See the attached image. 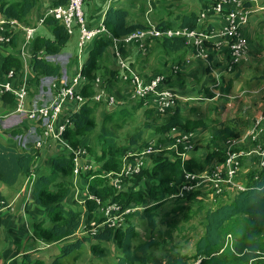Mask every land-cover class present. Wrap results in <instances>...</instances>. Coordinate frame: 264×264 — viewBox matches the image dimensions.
Wrapping results in <instances>:
<instances>
[{
  "label": "trees",
  "instance_id": "obj_1",
  "mask_svg": "<svg viewBox=\"0 0 264 264\" xmlns=\"http://www.w3.org/2000/svg\"><path fill=\"white\" fill-rule=\"evenodd\" d=\"M262 2L264 4V0ZM65 3L66 0H56L52 7L64 5ZM35 6V0L17 2L14 0H0V15L8 21L16 20L19 23H24ZM45 24L51 27L53 39L37 37L33 41L31 55L34 78L28 82L29 86L32 87H29V92L37 86V77H50L59 80L61 76L60 67L39 58V52L43 51L45 57L60 54L69 41V36L64 27L57 21L49 18L45 20ZM104 25L113 38H121L137 30L144 29L146 22L142 24L130 23L127 10L111 5L104 14ZM156 26L162 29L182 28L195 31L199 27L198 15L195 12L186 13L181 16L177 25L173 26L160 20ZM10 44H12L11 41ZM109 44V39L106 36H101L87 47V57L82 69V75L86 78V81L79 92L86 99V102L78 112L70 116L73 126L63 135V139L71 148L84 145L85 138L95 130L94 115L97 107L107 105L106 103H93L90 100L94 95V80L99 75L113 80L116 74L113 69L106 68L104 64L106 54H110ZM146 46L148 52L149 48L150 50L154 48V50L162 53L164 57L170 58L169 61L177 66V72L189 67L196 56L194 48L186 45V39L182 37L154 39L147 41ZM125 49H121L122 55L125 54ZM9 59L11 58L4 61V65L10 64L11 67L13 64L9 62ZM187 60H189L188 63H186ZM206 71H209L208 68L205 69ZM15 73L17 75V72ZM140 74L145 76L146 79H150L157 73L147 75L140 72ZM164 75L166 76L165 84L169 87L170 75ZM257 79L264 82V72ZM113 85L110 82V86ZM109 94L119 101L123 100L124 103L131 101L127 93L113 91ZM137 102H140L138 104L142 103L140 100H137ZM113 109L124 113V107L117 106ZM115 110L102 117L97 137L102 152L95 156L98 168L94 172L91 170L85 175L82 173L84 176H80V179L87 182L84 185L87 184L89 196L100 201H108L109 204L120 203L119 205L122 208H141V210L125 215L118 227L105 226L92 235L83 233L82 225L89 228L90 222L100 223L104 220L100 211L102 208L99 207L100 204H97L94 199H89V197L83 198L82 209L74 210L65 206V202L73 192L71 179L73 157L72 154H68L63 150L60 151L51 159L48 172L35 177L31 191L34 205L47 209L46 215L49 224L45 225L44 221L34 224L32 228L33 237L46 245L57 243L63 239H73L61 246V255L56 257L51 264H59L62 258H66L79 250L84 243L92 241L94 243L89 247L90 254L99 259L103 258L108 251L105 244H112L114 250L118 253L116 264H264V169H254L247 173L245 176V189L235 193L233 199L229 202L228 200L217 202L213 206L208 205L209 208L203 205L207 201L203 198L197 199L200 196L198 192L188 194L183 199H171L176 203V206L171 210L173 212L181 211L184 213L185 210H201L202 206L206 208L205 211H202L203 233L194 245L192 257L183 255L173 249L164 250L163 253L159 254L161 257H158L154 249L158 248L161 243L153 237L151 238L152 234L143 243L138 245L133 243L136 238V228L134 224L128 222V219L139 215L153 231L156 228V212L153 211H157L158 208L164 205L170 195L176 192L184 181L183 171H192L198 165L189 161L183 163L182 166L180 159L170 161L163 154L156 153L151 156L149 167L145 166L139 174L124 181V183L129 182V188L117 191L111 184L106 183L109 180L106 175L119 173L126 153L133 150V146L136 147V151L142 150L147 146V143L142 138L141 130H137L126 138L125 144L118 145L116 136L107 127V123L110 122ZM145 113L146 117H150L149 114L152 115V111L149 110ZM196 126L207 130L212 136V142L221 141L232 133V130L228 127L222 128L219 125L212 127L208 122L199 121L191 124L186 118L178 115L177 110L175 115L165 121L161 126V130L168 131L172 127H177L180 130L190 132L194 131ZM168 141L173 143L170 139ZM86 147L88 152L92 153L89 144ZM36 156L37 151L33 147L17 151L0 143V183L11 187L21 178L29 175ZM215 157L223 160L222 155L211 153L204 159V164L206 165L210 159L212 160ZM208 166L209 164L205 167L198 166L197 170H203ZM91 176L94 177L90 178ZM107 178L108 180H106ZM0 200L5 202L1 197ZM189 203L193 204L194 207H191ZM80 230L81 235L79 234ZM228 236L229 238H227Z\"/></svg>",
  "mask_w": 264,
  "mask_h": 264
},
{
  "label": "crops",
  "instance_id": "obj_2",
  "mask_svg": "<svg viewBox=\"0 0 264 264\" xmlns=\"http://www.w3.org/2000/svg\"><path fill=\"white\" fill-rule=\"evenodd\" d=\"M14 1L17 2L21 0ZM35 1L36 6L29 13L24 23L16 21L17 25L10 26L8 20L0 15V83L4 80L5 72L8 70L17 72L16 79L11 82L12 86H15L22 81V78H34L32 70L33 60L31 55L33 41L37 37L53 39L52 29L45 24V20L49 19L47 17V12L56 0ZM89 1L90 0H84V15L88 26L91 29L97 28L100 24L104 23V14L107 8L111 5L115 6L116 1H118L120 5H125L127 3V7H122L123 9L128 8L129 5L133 8L132 14L128 11V21L130 23H143L139 21V16L135 11L136 0H114L112 2H108V0H94L96 7L92 10L88 7ZM143 1L146 8V23L147 21L151 22L148 19L149 12H152L151 14H156L157 16L165 14V16L162 17L158 16L159 19L157 21H153L158 22L162 20L173 26L177 25L183 14L195 12L198 15L199 24L196 32L201 34L203 40L201 48L203 57L195 56V59L192 60L191 64L194 66L189 72H173L174 64L172 65V63H170L171 65L167 66L165 65V62H163L165 65L163 66V69L170 71V88H168L171 89L177 97L176 103L173 106L164 108L163 111H160L158 105L155 103L152 104V102L142 101L141 104H138L140 102H137V100H131L128 102L129 104L124 103L123 106H121V108H123L128 104L132 109L142 108L144 116L146 114L145 112L149 110L152 111V115L149 114L150 117H145H154L152 121L145 122L143 125L144 128L141 127L140 129L142 135L144 129L149 130L150 134L148 136L150 137H142L143 140L146 141L147 146L139 151H136V147L133 146L134 149L127 152L125 156L130 153H141L146 148L153 147L159 149V154H163L164 157L170 161H175L176 159L182 160L181 162L183 163L192 161L200 167L204 164L206 156L211 153L220 154L223 157V151L226 148L225 142L229 139L236 140L240 138L244 131L249 126H252L253 121L257 117H262L263 132L258 135L257 141L252 143L247 140L242 143L238 142V144L233 146L236 153L240 152V169L237 173V179L245 186L246 174L251 170L261 169L259 162L262 161L263 156L260 155V151L264 150V82L257 79L258 76H255L256 74H259L258 71L248 73L243 70L244 65L248 68L250 67V65H248V59L255 61L260 59V55L258 54L261 51L262 42H258L256 32L262 25H264V20H262L264 16V4L262 0H242V7L247 14V20L246 25L241 28L240 33L246 43L247 58H245L244 61L231 72L225 71L228 45L220 35V32L225 26L226 12L234 8L233 3L226 4L224 6V12L218 14L213 8L219 0H186L183 4H174L173 0ZM188 4L190 6H188ZM157 5H161V9L158 10L156 8ZM197 6L201 7L198 11L196 9L198 8ZM175 9L178 10L175 11ZM132 15L134 18H131ZM167 17L171 19L168 20ZM169 21H171V23ZM25 28H33L35 30L31 39H26ZM10 41L13 45L10 44ZM63 49L60 54L49 57H45L43 51L39 52L40 58L60 67V79L55 80L51 78V80H54L57 83L66 80L64 65L68 55L63 53ZM262 50H264V48H262ZM149 52L147 50L145 54H142L137 46H130L125 49L123 58L129 65L130 63L133 65L137 64L134 66L137 70H139L138 67L143 64V62L141 63L140 60L137 59L139 56L146 57L148 54L155 55L157 56L159 63H161L159 58L163 56L162 53L154 50V48L149 50ZM108 55L111 56L110 54ZM185 56L184 58H186ZM7 58H11L9 59V62H12L13 66L10 67V64L4 65V61ZM60 58H65L63 64L55 60ZM201 67L204 69L208 68L209 71L199 72ZM141 68L146 69L145 66ZM117 72L114 76V81L119 89L118 93H128L130 91V86L123 85L118 81ZM37 79V86L32 89L27 96L26 103L28 108L36 107L38 105H46L54 100L52 85L55 84V82L52 81L47 87H42L41 82H44L48 77H37ZM188 79L192 84L191 88L186 87V80ZM49 85L51 86V90L49 89ZM100 87L106 92L110 91L109 93L113 91L117 92L113 89L115 87L110 86V82L105 80H101ZM39 91L48 93L49 99L39 98L38 100H35ZM216 93H221L224 97L216 96L215 98L214 95H216ZM206 104L210 107L207 115L211 119L207 117L203 118L201 116V108ZM104 106L106 107L107 105ZM15 110L13 95L9 92L3 91L0 87V143L12 147L17 151L26 150L29 147H33L37 151V156L29 175L21 178L14 186L9 187L10 189L0 187V197L5 200L7 205L6 209L0 213V264H35L37 262L43 264V262L40 261V256L36 259L32 258L34 255L38 254L37 250H47L51 246L61 245L63 241L68 239H63L50 245L39 242L40 247H28L26 242L27 237H33L32 228L34 224L43 221L47 210L44 207L34 205L31 196L32 184L36 176L48 172L51 159L54 156L62 150L66 153L68 151L62 144L56 141L44 142L40 147H35L36 142L41 139V130L39 126L36 123L27 120L24 114H19ZM176 110L178 115L186 118L191 124H195L199 121L209 122L212 127L215 125H219L222 128L228 127L232 130V133L229 137L221 141L212 142V136L210 133L205 129L199 128V126H196L195 130L190 132H186L182 129L180 130L177 127H172L179 133L192 134V138L189 142V150L186 151L184 145L178 148H173V143L168 141L169 130L172 128L168 131H163L161 130V126L169 117L176 114ZM204 141L206 142V149L204 147L203 150H195V147ZM82 148L85 149V153L79 159L80 172L75 176L72 171L71 179L73 192L65 202L66 207L74 210L82 209L81 204L83 198L85 199L86 197H89L86 187L87 184L84 185V183L87 182L84 179H80V175L82 173L84 175L87 174L95 167L94 162L90 161V159H92L91 153L87 152L85 147ZM151 156L144 158V167L150 166ZM212 161L222 162L219 157H215L212 160L210 159L206 165L204 164V167L208 164L210 165ZM197 167L195 169L193 168L194 170L192 171L202 172L206 169L198 171ZM109 184H111L110 180ZM136 189L137 187L135 190ZM120 190H122V187L117 191ZM211 193V190H208V193L198 192L200 196L197 199L203 198L209 203L208 205L213 206V204H216L217 202H225L227 200L229 202L235 195V193L227 189L225 190L223 197L213 199V195L210 196ZM189 205L191 204L189 203ZM191 207H194L193 204ZM79 234L81 235V230ZM16 244H21V249L20 247L17 248Z\"/></svg>",
  "mask_w": 264,
  "mask_h": 264
},
{
  "label": "built area",
  "instance_id": "obj_3",
  "mask_svg": "<svg viewBox=\"0 0 264 264\" xmlns=\"http://www.w3.org/2000/svg\"><path fill=\"white\" fill-rule=\"evenodd\" d=\"M233 3L234 8L228 10L225 14V26L220 32L228 45V61L225 64V71L231 72L236 66L246 58V45L241 37L240 30L246 25L247 14L242 7V0H219L214 6V10L218 14L224 12V6ZM84 0H66L64 5L51 7L47 12V17L61 24L67 35H73L74 30L78 31V56L76 58L75 72L71 78L60 83L52 85L54 91V100L46 105H38L36 107H27L26 99L29 94V78H22L15 86L11 82L16 79V73L12 70L5 73L4 80L0 83L3 91L9 92L14 97L15 111L24 114L26 119L36 123L41 130V139L36 142L35 147H40L44 142L56 141L62 144L68 154L73 157V174L77 176L80 172L79 159L85 153L82 147L71 148L63 139V135L72 128L73 123L70 116L78 112L80 107L86 102V99L79 93L83 88L86 78L82 75L83 61L81 56L87 51L95 39L106 36L109 41L110 54L115 60L118 70V81L123 85H129L130 91L127 93L131 100H140L143 102H152L158 105L159 110L169 108L176 103V95L169 89L166 84V76L164 74H156L150 79L138 73L131 65L127 64L122 55V48L137 46L142 54L147 51L146 42L154 39L182 37L186 39V45L194 48L196 56H202V37L195 31H188L182 28H158L156 25L147 21L146 27L137 30L127 36L121 38H113L107 31L104 23L99 27L91 29L85 19L83 11ZM10 26L17 25L16 20L8 21ZM26 39H31L34 35L33 28H25ZM40 58V57H39ZM189 60L186 61L188 63ZM177 66L174 72H177ZM101 80L96 78L93 82L94 95L91 97L93 103H106L108 106L116 108L124 104L123 100H117L114 96L104 91L100 87ZM30 87V88H29ZM216 96L224 97L221 93ZM213 97V98H214ZM167 110V109H165ZM262 117H257L248 130L241 138L236 140L229 139L225 142L224 156L222 162L212 161L210 165L202 172H189L184 170V181L181 183L176 192L170 195L171 199H183L186 195L194 192L208 193L211 190L213 199L223 197L225 190L229 189L233 193L241 192L245 186L237 179V173L240 169V152L236 153L234 147L238 142L249 140L255 143L258 135L262 130ZM169 139L173 142L172 147L178 148L184 145L187 151L190 149V139L192 134L179 133L175 128L169 130ZM159 149L148 147L141 153H130L122 160V167L119 173H109L112 187L116 190L121 189L123 182L134 175L141 172L144 167V158L159 153ZM263 156L259 162L261 169H264V150L260 151ZM182 161V160H181ZM183 166V162H182ZM97 204L99 200L92 196ZM6 203L0 200V213L6 209ZM141 208H122L116 204H110L100 211L103 213L104 220L100 223L90 222L89 228L85 227L83 233L92 235L97 233L101 228L118 227L124 219V216ZM81 227V229H82ZM229 238V236L227 237ZM199 261V260H198ZM197 261V262H198Z\"/></svg>",
  "mask_w": 264,
  "mask_h": 264
},
{
  "label": "rangeland",
  "instance_id": "obj_4",
  "mask_svg": "<svg viewBox=\"0 0 264 264\" xmlns=\"http://www.w3.org/2000/svg\"><path fill=\"white\" fill-rule=\"evenodd\" d=\"M87 1V0H86ZM114 0H108V2H112ZM156 1V0H153ZM174 4H179V3H185L186 0H173ZM136 13L139 16V21L140 22H145V19H147V16L145 15L146 13V8H145V4L143 0H136ZM115 6L117 7H127V3L125 5L123 4H119L118 1H116ZM188 6H190L188 4ZM88 7L90 10L94 9L96 7V3L94 0H90L88 2ZM198 7V6H197ZM156 8L159 10L161 9V5H157ZM127 11H130L131 14L133 13L132 10L133 8L129 5ZM129 9V10H128ZM197 11L199 9H201V7L196 8ZM178 9H175V11H177ZM83 11H85V5L83 4ZM134 11V13H135ZM152 12L148 13V19L152 22V24L156 25L158 22H156L160 15H156V14H151ZM162 16H165V14H163ZM160 16V17H162ZM131 18H134L133 15L131 16ZM167 19H171L169 17H167ZM156 20V21H153ZM262 20H264V16L262 18ZM150 22V23H151ZM171 23V21H169ZM256 37L258 38V42H262V47H261V51L258 55H260V59L259 60H250L248 59V65H250V67L248 68L247 66H243V70L251 73L254 71H258L259 74L255 75V76H259L264 72V50H262V48H264V25H262L258 31L256 32ZM77 40H78V31L74 30L73 35L69 36V41L66 44L65 48L63 49V53L68 55V58L65 62V58H60V59H55L57 62L60 63H64V69H65V78L66 80H68L69 78H71L75 72V62H76V58L78 56V48H77ZM246 45V43H245ZM150 50V48H149ZM150 53V52H149ZM87 57V51H85V53L82 54L81 56V60L84 62L85 59ZM141 57V58H140ZM246 58H247V53H246ZM140 60V62L143 64L141 66L138 67L139 70L135 69L136 71H138V73L143 72L147 75H152L154 73L157 74H168L169 75V70L163 69L165 65H171L170 63V58L161 56L159 59L161 61V63H159L157 56L155 55H151L148 54L146 57L143 56H139V58H137ZM163 62H165V65L163 64ZM104 64L106 66V68H111L113 69L115 72H117V65L115 63V60L110 57L108 54H106L105 58H104ZM241 64V63H240ZM239 64V65H240ZM131 66H136L137 64L133 65L130 63ZM173 65V64H172ZM238 65V66H239ZM145 66L146 69H142L141 67ZM194 65H190L189 67L183 69V70H179L180 72H189V70H191V68ZM174 67L175 64L173 66V72H174ZM237 67V66H236ZM136 68V67H134ZM205 69L201 67L199 72H205ZM207 72V71H206ZM156 75V74H155ZM98 78L100 80H109L108 82H112L114 85L113 89H115L117 92H119V89L117 87V84L114 83V79L110 80L108 78H103L102 76H98ZM247 80V78H246ZM55 82L54 80H51V78H48L46 80H44V82H41V86L42 87H47L49 83L51 82ZM186 87L187 88H191L192 84L190 82V80H186ZM49 89L51 90V86L49 85ZM40 90V89H39ZM192 90V89H191ZM36 95V94H35ZM34 95V96H35ZM37 97H35V100H38L39 98H48V93H44L42 91H39L37 93ZM27 102V99H26ZM219 103V102H218ZM129 104V103H128ZM125 105L124 107V113H120L118 112V110H115L113 108H111L110 106H104V105H99L95 111V123H96V127L94 132L87 136L84 141V145H80L82 147H86V145L89 144L90 148H91V158L90 161L94 162V169L93 172L95 171V169L98 168V164L95 161V156L99 155L102 152L101 149V145L99 143V141H97V137L99 134V130L101 127V122H102V117L105 115V113L107 112H111L112 110L114 112L113 117L111 118L110 122L107 123V127L109 128V130H111V132L116 136L117 139V143L119 146L125 144V140L126 138H128L130 135L134 134L137 130L139 131L143 127L144 123L147 121H152L154 117L151 118H146L144 116L143 113V109H132V107L130 105ZM105 107V108H104ZM209 105H203V107L201 108V116L207 117L209 119H211L207 113L209 112ZM209 123V122H208ZM249 128H251L250 126L246 129L248 130ZM246 130L244 131V133L246 132ZM243 133V134H244ZM149 130H143V136L144 137H150L148 136ZM242 134V136H243ZM241 136V137H242ZM240 137V138H241ZM247 141V140H245ZM244 141V142H245ZM251 142V141H250ZM206 145V142H202L201 144L197 145L195 147V150L197 149L199 151V149L203 150L204 147ZM87 149V147H86ZM206 149V147H205ZM88 152V149H87ZM198 153V152H196ZM201 166H204V164H202ZM200 166V167H201ZM92 172V173H93ZM189 172H193V171H189ZM109 175V174H108ZM106 175L108 178L109 176ZM81 177H83L84 175H80ZM94 176H91L90 178H93ZM108 178L106 180H108ZM110 180V178H109ZM109 180L106 182L109 184ZM0 187H5L6 189H8L9 187L3 185L0 183ZM130 187L129 182L122 184V189L126 190L127 188ZM10 189V188H9ZM13 190V188H12ZM124 199V197H123ZM99 200V199H98ZM144 200V199H143ZM124 201H126L124 199ZM149 201V200H148ZM99 204H100V208H104L108 205H110L108 203V201H103V200H99ZM112 204H116V203H112ZM120 204V203H119ZM119 204H116L118 206H120ZM209 203H204L203 205L206 207L208 206ZM124 205V204H123ZM176 206V203L171 201V198H168L164 205H162L160 208H158L157 211H153L156 212V228L151 231L150 228L147 226V223L145 220L141 219L139 215L137 216H132L128 219V222H131L132 224H134L135 228H136V238L134 239V244L138 245L140 243H143L145 241L148 240L149 236L152 234L151 238L153 237L155 240H157V242L161 243L160 246L158 248L154 249V252L157 253L158 257H161L159 254H161V252L163 253L164 250H169V249H173L174 251L180 252L183 255H186L188 257H192L194 254V245L197 242V240L201 237L202 233H203V212L205 211L206 208H204V206L201 207V210L195 209L192 211H184V213H182L181 211L179 212H173L171 211L174 207ZM102 213V212H101ZM103 215V213H102ZM44 224L47 225L48 224V217L47 215L44 216L43 218ZM122 223V222H121ZM49 225V224H48ZM86 227V226H85ZM84 226L82 227V231L85 228ZM27 241V245L28 247H40V243L39 241H37L35 238L33 237H27L26 239ZM73 240V239H69V240H65L61 243V245H57V246H51L49 249L47 250H37L38 254L34 255L32 258L36 259L37 257L40 258V261L43 262V264H51L54 259L56 257H58L59 255H61V246L66 244L68 241ZM94 243V241L92 242H86L82 245V247L77 250L76 252H74L73 254L69 255L68 257H64L60 260L59 264H116V262L118 261L117 259V251L114 250V247L112 244L107 243L105 244V247L108 248V251L106 253V255L103 258H96L94 256H92L90 254V250L89 247L90 245ZM17 245V244H16ZM20 247L21 249V244L17 245V248ZM21 259V258H20ZM3 261V260H2ZM5 261V260H4ZM20 261V260H19ZM35 264H42L41 262H37Z\"/></svg>",
  "mask_w": 264,
  "mask_h": 264
},
{
  "label": "water",
  "instance_id": "obj_5",
  "mask_svg": "<svg viewBox=\"0 0 264 264\" xmlns=\"http://www.w3.org/2000/svg\"><path fill=\"white\" fill-rule=\"evenodd\" d=\"M48 78H50V77H48Z\"/></svg>",
  "mask_w": 264,
  "mask_h": 264
}]
</instances>
